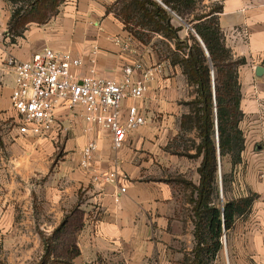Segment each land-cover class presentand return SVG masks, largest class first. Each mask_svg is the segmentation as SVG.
Returning <instances> with one entry per match:
<instances>
[{
	"label": "crops",
	"instance_id": "obj_1",
	"mask_svg": "<svg viewBox=\"0 0 264 264\" xmlns=\"http://www.w3.org/2000/svg\"><path fill=\"white\" fill-rule=\"evenodd\" d=\"M155 1L171 14L174 27L183 26L179 35L185 39L192 25ZM131 3L67 0L48 23L30 24L19 37L8 32L10 7L0 4V243L25 231L36 233L42 243L39 233L50 235L81 203L84 227L77 237V259L83 263L185 264L186 257L195 255L192 224L183 217L174 181L177 177L200 184L202 158L178 154L183 140L200 143L196 129H182L195 89L168 58L176 50L175 41L154 31V22L133 15L126 28L121 11ZM215 4L223 6L219 24L225 44L235 60L243 61L238 80L245 150L241 164L228 166V200L256 196L228 232V255L231 264H264V0H202L206 10ZM46 48L82 58V76L89 73L94 57L97 75L108 81H120L124 67L138 62L146 70L155 69L144 98L123 104L124 111L138 106L147 124L128 135L117 151L107 130L97 127L85 134L83 119L73 120L69 110L60 111L64 122L74 121L69 134L21 136L10 126L16 73L9 59L26 61ZM141 75L136 72L134 77ZM90 138L99 148L94 167L85 170L82 151ZM188 153L195 154L194 149ZM113 171V183L94 179ZM79 194L84 201H78Z\"/></svg>",
	"mask_w": 264,
	"mask_h": 264
},
{
	"label": "trees",
	"instance_id": "obj_2",
	"mask_svg": "<svg viewBox=\"0 0 264 264\" xmlns=\"http://www.w3.org/2000/svg\"><path fill=\"white\" fill-rule=\"evenodd\" d=\"M7 1L18 5L26 0ZM66 1L28 0L24 6L13 10L8 32L19 37L30 24L48 23ZM160 1L192 25L194 32L190 31L185 39H181L179 33L183 26L174 27L171 14L155 0H133L132 6L126 8L127 13L121 11L122 19L129 29L134 20L130 16L140 15L141 22H154V31L175 41L176 50L168 58L172 65L183 69L188 84L195 89L196 98L187 104L190 114L183 116L182 129H196L200 143L195 147V154H189L185 148L186 152L178 154L189 159L202 158L198 169L200 184L189 185L197 192V199L193 201L197 243L195 264H207L217 258L222 249L223 235L232 229L238 217L249 211L256 197L225 200L221 206L218 205L219 181L225 194L231 180V174L224 172L223 167L225 163L232 168L241 164L245 150V137L240 128L244 114L240 108L242 96L238 80V68L243 61L235 60L225 44L219 24V14L223 11L221 4L188 19L187 16L197 10L202 0ZM83 216L81 203H78L57 229L47 237L42 236L44 255L40 264H48L53 258L59 264H71L80 255L76 239L84 227Z\"/></svg>",
	"mask_w": 264,
	"mask_h": 264
},
{
	"label": "built area",
	"instance_id": "obj_3",
	"mask_svg": "<svg viewBox=\"0 0 264 264\" xmlns=\"http://www.w3.org/2000/svg\"><path fill=\"white\" fill-rule=\"evenodd\" d=\"M97 50L95 48L93 53ZM124 50H128V45ZM95 63L94 57L89 73L82 76L83 59L69 51L46 48L26 61L10 58L9 64L16 73L11 95L14 117L10 119V126L21 136L45 139L56 132L69 134L74 118L81 117L85 134H91L97 127L107 130L113 149H121L126 137L144 127L148 120L138 106H129L124 111L123 104L128 99L144 98L156 70H146L138 62L124 67L120 81H108L97 75ZM136 72L142 74L138 79L134 77ZM61 110H69L73 120L68 118L64 122ZM98 148L95 139L87 141L82 151L83 169L94 167ZM115 178V171L94 176L96 181L106 183H113ZM125 191L121 190L122 193Z\"/></svg>",
	"mask_w": 264,
	"mask_h": 264
},
{
	"label": "rangeland",
	"instance_id": "obj_4",
	"mask_svg": "<svg viewBox=\"0 0 264 264\" xmlns=\"http://www.w3.org/2000/svg\"><path fill=\"white\" fill-rule=\"evenodd\" d=\"M27 1L28 0L20 2V3H18V5H13L11 2H9L7 0H0V4H6L7 6L10 7L11 17H12L13 10L15 8L20 7V6H24ZM197 10H198L197 12L190 13L187 16V18L192 19L196 14L201 15L202 13L209 11V10H206V8H204V6L202 5V2L200 3V6H198ZM10 20H11V18H10ZM186 25H188V24L186 23ZM197 146L198 145H196L195 143H192L189 140H183V143L181 144V148H185L188 152L191 149H194V152H196L195 147H197ZM60 149H61V147H60ZM178 150H180V148H178ZM180 151L186 152L184 149L180 150ZM228 166H229V163H228V165H226V163H225V166L223 167V171L226 173H228ZM221 174H222V169L220 168L219 169V177H221ZM193 175L196 176V174L192 173V174H190L189 178L191 177V179L194 181V178H192ZM179 179H181V178L176 177V179H174V181L177 183L176 188H177V192L179 193L178 199H179V202L181 204H184L185 216H183V217L185 218L186 221L191 222L192 232H193V236H194L196 217L194 214V202L193 201L197 199V192L193 186L189 185V184H192L190 181L182 180L183 181L182 182ZM219 182H220L219 183L220 186H219L218 198H219L220 204H218V205L221 206L223 201L228 200V191H229L230 185H227V189H226V192L224 194L223 190H221V180ZM83 196H84L83 194H79V199H78L79 202L84 201L85 198ZM39 234H40L41 241H42V236H46V237L49 236V235H41V233H39ZM23 235H24V240L18 239L19 237H21ZM23 235L18 234L17 236H15V235L10 234V237L6 243L5 242L0 243V264H40L42 257L44 255L43 241H42V243L38 242L39 237L38 236L36 237V233H34L33 231H25ZM225 235L227 237L226 238L227 239V244H226L227 248L225 247V241H224ZM194 239H195V236H194ZM221 242H222V249H221L220 253L218 254L217 258L214 261H211L210 263L206 262L207 264H231L230 263V257L228 255V233H225L223 235ZM194 252H195V250H194ZM202 257H204V256H202ZM195 258H196V255H194L192 258L186 257L185 258V261H186L185 264H195ZM51 260L52 261L49 262L48 264H59V263H57L58 260L55 259L57 262L53 261L54 258ZM71 264H102V263H100V262L83 263L76 258L72 261Z\"/></svg>",
	"mask_w": 264,
	"mask_h": 264
},
{
	"label": "water",
	"instance_id": "obj_5",
	"mask_svg": "<svg viewBox=\"0 0 264 264\" xmlns=\"http://www.w3.org/2000/svg\"><path fill=\"white\" fill-rule=\"evenodd\" d=\"M188 28H190L193 32H194V30L190 27V26H188ZM202 42V41H201ZM202 44H203V42H202ZM217 139H218V135H217ZM221 190H222V182H221ZM224 238H225V247H226V244H227V237H226V235L224 236ZM227 248V247H226Z\"/></svg>",
	"mask_w": 264,
	"mask_h": 264
}]
</instances>
